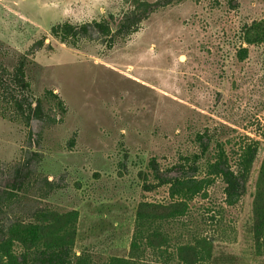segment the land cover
I'll use <instances>...</instances> for the list:
<instances>
[{
  "label": "rangeland",
  "instance_id": "374dc122",
  "mask_svg": "<svg viewBox=\"0 0 264 264\" xmlns=\"http://www.w3.org/2000/svg\"><path fill=\"white\" fill-rule=\"evenodd\" d=\"M122 2L0 0V41L11 56L45 35L52 50L35 55L32 92L51 90L66 107L59 124L45 127L33 120L31 139L22 125L0 119V184L11 180L17 164L47 177L54 192L34 207L77 211L75 251L101 264L128 254L139 202L168 198L166 187L144 190L154 183L152 159L166 170L179 153L196 150L193 134L206 128L228 142V149L252 139L260 150L245 196L220 228L202 231L212 238L215 255L264 264L251 233L254 185L264 156V45L250 47L245 60L236 56L239 27L264 17V0L172 1L111 48L96 34L76 48L49 35L59 22L118 15ZM221 189L220 183L211 189L218 204Z\"/></svg>",
  "mask_w": 264,
  "mask_h": 264
},
{
  "label": "trees",
  "instance_id": "16d2710c",
  "mask_svg": "<svg viewBox=\"0 0 264 264\" xmlns=\"http://www.w3.org/2000/svg\"><path fill=\"white\" fill-rule=\"evenodd\" d=\"M172 1L181 0H123L118 15L80 24L59 22L50 27L49 35L59 44L76 48L96 34L111 48L117 39L138 32L152 13ZM46 38L42 36L24 52L11 56L0 41V119L22 125L29 139L33 120L50 127L61 123L66 112L63 100L53 91L44 90L38 96L32 92L35 55L45 48L52 50L50 43L45 44ZM238 40L236 56L242 61L250 47L264 45V17L243 23ZM10 57L12 63H8ZM192 144L196 150L179 153L165 172L154 159L149 162L154 183L144 184V190L166 187L168 198L139 202L128 254L101 264H239L236 257L215 255L213 240L202 228H220L228 210L245 196L259 142L250 139L240 142L237 150L228 149V142H221L216 131L206 128L194 132ZM28 166L17 164L11 180L0 184V264H97L90 254L75 251L77 211L34 207L44 205L55 188ZM2 172L0 168V175ZM218 183L222 186L219 204L211 193ZM254 188L251 233L255 251L264 256V156ZM28 206V215L22 214Z\"/></svg>",
  "mask_w": 264,
  "mask_h": 264
}]
</instances>
